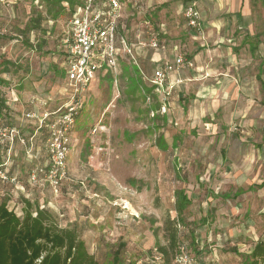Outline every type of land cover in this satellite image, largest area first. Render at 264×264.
Instances as JSON below:
<instances>
[{
    "label": "rangeland",
    "instance_id": "obj_1",
    "mask_svg": "<svg viewBox=\"0 0 264 264\" xmlns=\"http://www.w3.org/2000/svg\"><path fill=\"white\" fill-rule=\"evenodd\" d=\"M203 1V27L214 21L227 23L219 48L223 54L210 43L212 57L203 70L186 65L183 80L171 82L169 76L171 105L162 114L157 113L162 94L153 92L151 106L143 93L151 85L148 77L155 65L150 57L156 49L140 42L150 40V17L161 22V30L167 25L172 31L167 48L182 44L183 56L190 62L194 44L202 40L189 35L180 41L175 30L191 29L184 14L191 1L122 0L120 31L135 46L145 73L124 58L116 73L99 72L82 97L71 134L67 177L55 190L45 175L39 183L29 182L31 169L48 163V132L38 128L39 118L26 114L43 115L70 101V90L63 92L66 85L61 84L60 48L70 14L56 20L44 2L0 0V59L11 62L8 72H0L7 80L0 91L10 106L7 121L22 136L11 147L0 146V161H7L24 185L21 189L0 179V203L22 216L24 199H29L60 227L77 230L104 264L111 262L121 242L126 244L123 264H165L156 243L167 242V221L177 216L174 190L184 188L192 204L185 214L188 225L178 224L179 238L189 245L192 257L198 264H247L246 255L264 239V186L256 185L264 181V6L262 0H246L251 13L242 19L220 8L216 11L217 0ZM37 14L42 16L40 26L28 29ZM240 24L250 25L245 29L238 28ZM160 38L165 45L167 41ZM248 42L257 45L255 52ZM226 45L238 48L234 54L241 53L242 60L224 53ZM207 66L211 75L202 85ZM221 71L242 86L240 96L221 92ZM184 95L190 100H179Z\"/></svg>",
    "mask_w": 264,
    "mask_h": 264
},
{
    "label": "built area",
    "instance_id": "obj_2",
    "mask_svg": "<svg viewBox=\"0 0 264 264\" xmlns=\"http://www.w3.org/2000/svg\"><path fill=\"white\" fill-rule=\"evenodd\" d=\"M122 4V0H78L75 4L67 28L61 37V46L65 52L63 67L67 72L64 92L70 90V101L53 111L45 112L43 115H37L34 111L26 114L31 118H39L40 124H45L48 129L46 140L48 163L32 168L29 182L39 183L42 175H45L53 188L58 189L60 182L67 177V158L71 145V134L84 102L82 98L84 92L96 79L99 72L116 73L122 58L139 66L133 43L128 40L127 35L120 31ZM66 5H68L67 2ZM184 14L190 28L200 29L201 13L195 3L187 5ZM148 25L151 28L150 40L148 44L143 41L140 43L155 49L162 47L161 34L153 29L151 22L148 21ZM161 27H164V24H161ZM185 63L183 54L179 53L174 62L166 61L157 66L152 77L149 78L150 83L154 86V92L162 94L157 113H168L170 85H167L166 80L176 69L184 67ZM143 93L146 103L151 105L153 103L152 94L145 89H143ZM150 111L152 116L156 114L153 108ZM91 131L94 133L96 128H92ZM21 137L20 129L17 126L7 120H0V144L11 147L16 140H21ZM7 163L5 161L0 164V179L15 183L17 187L23 189V184H20L17 176L11 173ZM8 208L20 215L16 209ZM40 261L41 258L37 260V262ZM174 263L198 264L192 257L188 244L183 241L179 242Z\"/></svg>",
    "mask_w": 264,
    "mask_h": 264
},
{
    "label": "trees",
    "instance_id": "obj_3",
    "mask_svg": "<svg viewBox=\"0 0 264 264\" xmlns=\"http://www.w3.org/2000/svg\"><path fill=\"white\" fill-rule=\"evenodd\" d=\"M31 1L34 3L36 0ZM38 1L47 5L48 13L56 20L66 12L71 15L78 2V0ZM66 2L67 6L64 4ZM41 19V14H37L35 18L31 19L28 29H37L41 24ZM10 65L9 60L0 59V72H8ZM138 67L140 68V64ZM63 71H65L64 67ZM62 72L61 79L65 78ZM6 83L7 80L0 77V84L5 85ZM144 88L153 94L154 86L152 84ZM10 113L8 99L0 91V120H8ZM38 128L48 131L45 124L38 123ZM3 162L0 161V164ZM256 185L263 187L264 181ZM174 196L177 216L169 217L167 221L165 229L167 242L165 244L159 241L156 243L157 252L164 259L165 264H175L174 259L178 245L179 242H182L179 238L178 224L188 225L185 214L192 204V198L184 188H176ZM24 203L22 216L10 210L6 202L0 203V264H104L89 251L77 230L71 227H60L47 210L33 204L29 199H24ZM193 233L191 231V242L194 246L196 240ZM125 246V242L119 244V248L114 251L109 264H123L121 253ZM39 258L41 261L37 262ZM246 261L247 264H263L264 239L255 244L253 250L246 255Z\"/></svg>",
    "mask_w": 264,
    "mask_h": 264
},
{
    "label": "crops",
    "instance_id": "obj_4",
    "mask_svg": "<svg viewBox=\"0 0 264 264\" xmlns=\"http://www.w3.org/2000/svg\"><path fill=\"white\" fill-rule=\"evenodd\" d=\"M190 1H191V3L192 2L195 3L196 7L201 11V13L204 12V10H203L204 9V5H203L204 1L203 0H190ZM217 2H218L217 3L218 5L214 8L216 11H218V8H220V10H224L228 13H231L230 15L233 17L239 16V17H242V19L243 18L249 19V14L251 13V11H250L249 5H247L246 0H217ZM64 4L66 5V3H64ZM181 4H184V2ZM262 4H263V0H262ZM263 6H264V4H263ZM209 9L211 12H213L211 8H209ZM122 13H123V10H122ZM147 21L151 22V24H152L151 26L153 27V29L156 30V32H159L160 34L162 33L161 34L162 39H164L165 42L167 41L166 44L163 45L162 47L157 48L156 50H154V49L151 50L150 61L152 62L153 66L155 65V69L157 66H159L160 64H163L166 61L174 62L177 54H179V53L184 54L182 52V44H180L178 42L173 43L174 45L167 48V46H166L167 44H168V46L172 44L171 43L172 41L170 40V35H171L172 31H170L169 28H167V25H166V28L164 27V30H161L160 25H158L161 22L157 24L156 22H153L150 17L147 18ZM162 24H164V26H165L164 22H162ZM249 25L243 26L240 24L237 27L248 29ZM226 26H227V23L220 20V21L211 22V26L205 25V27H203L202 26V20H200V29L201 30L200 29H194V28H191L190 30H186L185 28H180L177 32L175 30V33H178L177 36L180 38V41L187 40L189 35H191V37L193 39H196V40L201 39L202 40V41H196L197 44H194V46L191 50V54H190L191 55L190 56L191 61L186 62L184 67H186V65H189V66L193 67L192 69H194L195 71L203 70L205 68V66L207 65L206 59L208 57H212L213 51L209 48L210 43L216 45V47L213 49H216L217 51L219 50L218 52L223 54V50H221L219 48H223V45L221 44L223 42V39H224L222 33H223L224 29L226 28ZM250 37H252V36L250 33H248V40ZM228 40H231V38H228ZM248 43H250V42H248ZM242 44H243V40L241 42V45ZM248 46L250 47L252 52H255L257 50L256 44L252 45L250 43V44H248ZM224 47L227 49L226 52H224V53L231 54L235 58L237 56V59L240 57V59L242 60L241 53H239V54L237 53V55L234 54V51L238 50V48H236L235 46H230V45H226ZM60 48H61V51L64 52V49L61 46V41H60ZM63 52H62V54L65 58V52L64 53ZM136 53H138V52H136ZM214 54H216V53L214 52ZM184 67L178 68L170 74L171 82H177V81L183 80L182 76L184 75V71H185L183 69ZM208 68L209 67L207 66L206 75H203V77L206 78V80L202 83V85L206 84V82L208 81V77L211 75V70L209 71ZM140 69H141V72L145 73L141 66H140ZM153 73H154V71H153ZM153 73H152V75H153ZM220 73H222L221 74L222 77H221V80L219 82H221L222 83L221 86H223V90H221V92L227 93L229 97L232 93H233L232 97H238V95L240 96V93H241L240 90H242L241 89L242 86H238L232 80L226 78L227 73H225L223 71H221ZM262 73H263L262 68H260V70H259L260 79H261ZM152 75H151V77H152ZM151 77H148V80ZM61 80H62L61 84L66 85L67 76L65 78H62ZM261 82L263 83L262 79H261ZM90 86H91V84H90ZM65 87L66 86H63V89H65ZM63 92H64V90H63ZM185 97H186V95L180 96L179 100H182L184 102L190 100L187 97L186 98ZM222 97L225 98L226 96L222 95ZM221 102L224 103L225 100L223 99V100H221ZM169 105H171L170 101H169ZM169 110H170V108H169ZM11 173L14 175H17L16 173L13 172V170L11 171ZM23 189H24V185H23Z\"/></svg>",
    "mask_w": 264,
    "mask_h": 264
}]
</instances>
